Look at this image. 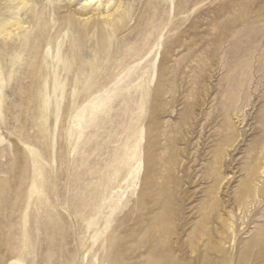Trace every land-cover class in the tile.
Segmentation results:
<instances>
[{
    "label": "rangeland",
    "instance_id": "obj_1",
    "mask_svg": "<svg viewBox=\"0 0 264 264\" xmlns=\"http://www.w3.org/2000/svg\"><path fill=\"white\" fill-rule=\"evenodd\" d=\"M115 1L30 3L52 19L55 4L95 15ZM141 2L124 0L136 29L151 22ZM149 5L166 27L145 55L128 59L144 41L105 26V56L89 41L78 74L47 46L46 91L0 43L13 72L0 90V264H264V0ZM240 13L245 34L223 36Z\"/></svg>",
    "mask_w": 264,
    "mask_h": 264
},
{
    "label": "bare ground",
    "instance_id": "obj_2",
    "mask_svg": "<svg viewBox=\"0 0 264 264\" xmlns=\"http://www.w3.org/2000/svg\"><path fill=\"white\" fill-rule=\"evenodd\" d=\"M14 1H16L15 5H13ZM32 1L34 0H6V3L2 4V0H0V43L9 48L8 55L12 57V65L20 61H22L21 64H25L22 71L26 70L28 73L24 78H31V84H33L37 90L40 88L41 91H46L45 85L44 88L40 86L41 82L47 79L49 71L46 70V64L51 61L49 60V49L45 50L47 46H51L54 49L55 47L57 48L58 59L62 61L63 68L66 71H74L78 74L86 68L82 60L87 52L85 44L89 41H93L94 38L98 39V42H101L97 47L99 55L105 56L107 45L103 41L105 37L103 31L104 26L109 29L110 38L122 35L125 37L124 41H126L136 37L138 40L144 41V45H149V48H145L143 45V49L138 50L140 51L138 53L127 54L128 56L126 57L128 59L141 58L145 55L152 46L150 36L152 34L159 35L166 27V24L163 22H156V20H163L164 18L162 11L158 9V5L153 10V14L149 11L148 6H150V0H134L136 1L135 5H139L138 3L143 1V14H147L148 19L151 20V22L144 21V25L142 26L140 24V19H138V30L136 27L129 26V17L134 14H132L133 11L131 10L133 6H131L130 3L126 5L124 0H116L114 4H112V7L111 5L107 6L106 3L105 7H107V10L98 12L95 15H89V11L77 9L70 11L68 13L69 15H66L64 11L66 9L69 10L72 4L70 2L64 5L55 4L52 19L49 17L47 11L39 9L40 7H37V5H32V3H30ZM88 1L89 0H85L84 6L90 5V3L87 4ZM40 2L41 0H39V3ZM211 4L212 2L208 3V9L212 8ZM46 7L47 4H45L43 8L45 9ZM228 8L227 6L226 9L223 7L221 9L218 8L219 10H214L215 16L218 18L224 16L225 11H229ZM204 9L205 8L201 7L197 9L195 13L199 16ZM178 13L180 12L176 10L174 16ZM143 14H141L140 18L142 17V19H145ZM23 15L29 20L28 22L32 23L31 25L26 24ZM245 22H247V19L244 18V14L242 13L233 17L227 16V21L224 24V30L222 32L223 36L227 37L232 34V36L237 39L242 37L246 29L240 28L236 30V28ZM196 25L200 27L202 23L198 22ZM173 27L178 28V25L174 24ZM65 29L78 34L79 43H77V45L70 47H67V45L64 46L66 39L61 33ZM169 42L170 44H177V36L170 39ZM60 53L62 54L60 55ZM6 67L0 49V90H2L1 83L5 79V76L7 74L8 78L13 76L12 69L7 73ZM53 81L54 89L59 88L62 91L64 90L65 85L63 79L60 80L59 76L53 75ZM86 82L85 87L87 88L90 81L86 80Z\"/></svg>",
    "mask_w": 264,
    "mask_h": 264
}]
</instances>
